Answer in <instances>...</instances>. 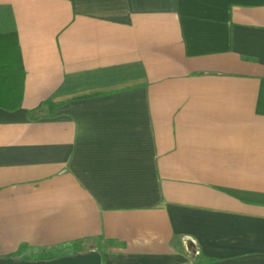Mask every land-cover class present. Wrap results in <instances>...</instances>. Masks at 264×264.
Segmentation results:
<instances>
[{
    "label": "crops",
    "instance_id": "1",
    "mask_svg": "<svg viewBox=\"0 0 264 264\" xmlns=\"http://www.w3.org/2000/svg\"><path fill=\"white\" fill-rule=\"evenodd\" d=\"M0 258L264 264V0H0Z\"/></svg>",
    "mask_w": 264,
    "mask_h": 264
},
{
    "label": "trees",
    "instance_id": "2",
    "mask_svg": "<svg viewBox=\"0 0 264 264\" xmlns=\"http://www.w3.org/2000/svg\"><path fill=\"white\" fill-rule=\"evenodd\" d=\"M24 80L25 71L17 32L16 30L3 31L0 29V108L8 111H16L21 108ZM88 251L81 242L65 243L51 248L23 245L16 253L4 260L28 263L50 262L63 258H75L87 254ZM102 264H104L103 259Z\"/></svg>",
    "mask_w": 264,
    "mask_h": 264
},
{
    "label": "water",
    "instance_id": "3",
    "mask_svg": "<svg viewBox=\"0 0 264 264\" xmlns=\"http://www.w3.org/2000/svg\"><path fill=\"white\" fill-rule=\"evenodd\" d=\"M0 264H102V258L96 251H91L85 255H79L75 258H63L50 262L28 263L15 262L13 260H0Z\"/></svg>",
    "mask_w": 264,
    "mask_h": 264
},
{
    "label": "rangeland",
    "instance_id": "4",
    "mask_svg": "<svg viewBox=\"0 0 264 264\" xmlns=\"http://www.w3.org/2000/svg\"><path fill=\"white\" fill-rule=\"evenodd\" d=\"M89 252H91V251H88L87 253H89ZM96 252H97V251H96ZM97 253H98V252H97ZM0 260H4V259H1V258H0Z\"/></svg>",
    "mask_w": 264,
    "mask_h": 264
}]
</instances>
